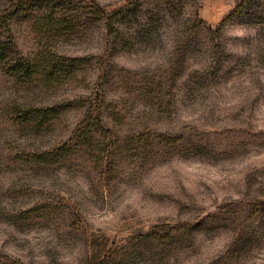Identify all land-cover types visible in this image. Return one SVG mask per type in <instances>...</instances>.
Here are the masks:
<instances>
[{
	"label": "rangeland",
	"instance_id": "1",
	"mask_svg": "<svg viewBox=\"0 0 264 264\" xmlns=\"http://www.w3.org/2000/svg\"><path fill=\"white\" fill-rule=\"evenodd\" d=\"M17 2L0 264H264V0Z\"/></svg>",
	"mask_w": 264,
	"mask_h": 264
},
{
	"label": "trees",
	"instance_id": "2",
	"mask_svg": "<svg viewBox=\"0 0 264 264\" xmlns=\"http://www.w3.org/2000/svg\"><path fill=\"white\" fill-rule=\"evenodd\" d=\"M16 0H14V4L9 8L8 13L4 15H0V64L5 67L13 68L16 66H19L23 61L22 58L20 57V53H15V57L12 58L11 54H14V51L12 53V48L17 49V45L14 39L13 31H12V26H11V21L12 19L18 15L20 12L19 9V4L18 2L15 3ZM55 2V1H54ZM59 5H54V7H57ZM65 8L64 7H59V8H50V9H44V10H38L29 12L31 16V20L34 21L33 25L38 27L39 22L41 21H47V20H54V19H59L62 16H66L65 14ZM39 28V27H38ZM14 50V49H13ZM47 52L48 50L43 47V45H40L38 50L35 53L33 62L31 59H27V63L29 64V69L23 73L26 76H31L32 74H29L30 69H34L35 67L39 66V63L42 60H45L47 58ZM48 56L52 57L51 54ZM73 60H79L81 57H71ZM54 62L56 59H53ZM18 68V67H17ZM68 77L76 76V71L75 70H69L65 71ZM106 100L104 97H100L98 99V104H105ZM101 109H97V113H101ZM94 109H91L90 112L88 113H95L93 112ZM65 154L67 155L69 149H64Z\"/></svg>",
	"mask_w": 264,
	"mask_h": 264
}]
</instances>
